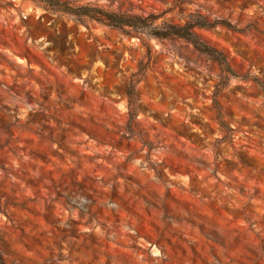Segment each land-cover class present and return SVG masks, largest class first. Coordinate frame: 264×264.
<instances>
[{
    "label": "rangeland",
    "instance_id": "obj_1",
    "mask_svg": "<svg viewBox=\"0 0 264 264\" xmlns=\"http://www.w3.org/2000/svg\"><path fill=\"white\" fill-rule=\"evenodd\" d=\"M70 1L217 19L196 30L233 75L182 40L0 0L4 264H264V0Z\"/></svg>",
    "mask_w": 264,
    "mask_h": 264
},
{
    "label": "trees",
    "instance_id": "obj_2",
    "mask_svg": "<svg viewBox=\"0 0 264 264\" xmlns=\"http://www.w3.org/2000/svg\"><path fill=\"white\" fill-rule=\"evenodd\" d=\"M31 1L44 10L66 14L80 22L95 21L119 30L126 36L138 37L141 41L145 37L146 39L153 38L159 41L182 40L188 42L199 54L217 62L222 73L227 74V76L233 75L227 53L223 49L209 44L196 30L197 28H210L219 23L217 19H208L202 13H191L182 23H175L170 20L158 22L163 12H147L143 14L131 12L130 10L114 11L90 4L74 5L70 0ZM146 47L149 50V45L146 44ZM136 82L137 79H133V75H131V78L125 83V94L129 105L135 96ZM255 82L259 84L264 93V86L258 81ZM215 104L217 108L218 104L216 101ZM0 264H4L1 253Z\"/></svg>",
    "mask_w": 264,
    "mask_h": 264
}]
</instances>
